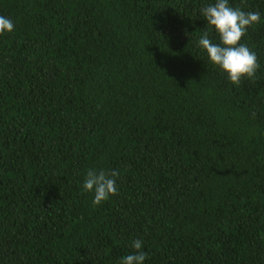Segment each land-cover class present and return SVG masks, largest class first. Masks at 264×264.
<instances>
[{
  "label": "trees",
  "instance_id": "16d2710c",
  "mask_svg": "<svg viewBox=\"0 0 264 264\" xmlns=\"http://www.w3.org/2000/svg\"><path fill=\"white\" fill-rule=\"evenodd\" d=\"M208 2L0 0V264H118L136 239L146 264H264V21L234 85L197 46ZM94 167L118 173L98 206Z\"/></svg>",
  "mask_w": 264,
  "mask_h": 264
},
{
  "label": "clouds",
  "instance_id": "9594fccd",
  "mask_svg": "<svg viewBox=\"0 0 264 264\" xmlns=\"http://www.w3.org/2000/svg\"><path fill=\"white\" fill-rule=\"evenodd\" d=\"M209 31H203L198 39V47L207 55L209 62L219 68L228 80L238 85L244 78H253L261 67L256 53L243 42L249 28L264 21L258 11H244L233 7L230 0H209L200 9ZM13 21L0 15V37L13 32ZM210 31L218 37L217 42L210 38ZM118 173L103 168H90L83 181V191L93 194L92 203L100 205L118 191ZM130 253L123 256L118 264H146L147 253L140 239L130 244Z\"/></svg>",
  "mask_w": 264,
  "mask_h": 264
}]
</instances>
